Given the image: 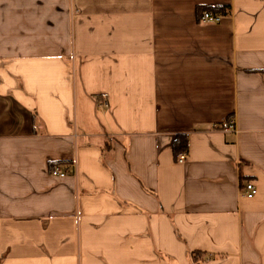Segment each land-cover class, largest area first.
<instances>
[{"label":"crops","instance_id":"0c3cea01","mask_svg":"<svg viewBox=\"0 0 264 264\" xmlns=\"http://www.w3.org/2000/svg\"><path fill=\"white\" fill-rule=\"evenodd\" d=\"M0 264H264V0H0Z\"/></svg>","mask_w":264,"mask_h":264},{"label":"built area","instance_id":"2783aa9c","mask_svg":"<svg viewBox=\"0 0 264 264\" xmlns=\"http://www.w3.org/2000/svg\"><path fill=\"white\" fill-rule=\"evenodd\" d=\"M222 19V16L220 14L217 13H213L210 11H205L201 14L200 17V21L203 24H215V23H219ZM105 105V104H104ZM235 131V126L232 124L230 126H228L227 132L231 133ZM187 159V154H181L180 156H178L177 158V163L182 164L186 161ZM51 175L53 177H58V178H64L67 176V172L63 171L59 166H55L52 171H51ZM257 194V188L256 186L252 183V182H248L245 186V195L247 198H254Z\"/></svg>","mask_w":264,"mask_h":264},{"label":"trees","instance_id":"16d2710c","mask_svg":"<svg viewBox=\"0 0 264 264\" xmlns=\"http://www.w3.org/2000/svg\"><path fill=\"white\" fill-rule=\"evenodd\" d=\"M225 7H219V8H207L204 10H201L200 13L202 14L203 11H210L213 13H217L220 15H225ZM189 149V141L187 136L185 135H179L177 137V139L173 142L172 145V151H173V156L175 158V160H177L178 156H180L181 154L187 153ZM194 257H197V254L193 255Z\"/></svg>","mask_w":264,"mask_h":264}]
</instances>
